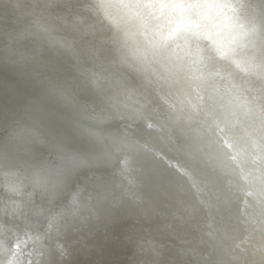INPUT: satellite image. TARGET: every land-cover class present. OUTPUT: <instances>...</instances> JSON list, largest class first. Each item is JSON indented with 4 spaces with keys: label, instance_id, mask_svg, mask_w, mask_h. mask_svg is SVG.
<instances>
[{
    "label": "bare ground",
    "instance_id": "1",
    "mask_svg": "<svg viewBox=\"0 0 264 264\" xmlns=\"http://www.w3.org/2000/svg\"><path fill=\"white\" fill-rule=\"evenodd\" d=\"M251 45L264 0H0V264L264 258Z\"/></svg>",
    "mask_w": 264,
    "mask_h": 264
},
{
    "label": "rangeland",
    "instance_id": "2",
    "mask_svg": "<svg viewBox=\"0 0 264 264\" xmlns=\"http://www.w3.org/2000/svg\"><path fill=\"white\" fill-rule=\"evenodd\" d=\"M243 21H245V25L248 24V21L250 20L248 16H245L242 18ZM247 22V23H246ZM250 22V21H249ZM252 35L251 34V39H252ZM252 45L248 48H246V50H243L242 52V57H243V60L244 62L246 63V67L247 69H249L250 71V79H251V82H252V87H254L255 89H257V86L259 89H262L264 90V50L261 51L260 50H254L252 49ZM257 52V53H256ZM244 55V56H243ZM255 67V68H254ZM261 76V77H260ZM254 78V79H253ZM256 79V80H255ZM256 83V84H255ZM263 87H262V86ZM256 86V87H255ZM141 90L143 88H140ZM144 90V89H143ZM143 92V91H142ZM140 93V92H139ZM264 98V96H263ZM264 118H262V120H259V122H257L255 125H254V129H257L255 134L253 133H250L249 132L247 133L248 134V138H251V141L253 144L257 145L258 143L261 144V146L264 148V133H259L258 129H264ZM263 122V123H262ZM259 123V124H258ZM259 141V142H258ZM258 146V145H257ZM262 148V149H263ZM195 177H201L200 175H198V173L196 174L195 173ZM206 183H209L210 185H213L215 186V184L207 181ZM216 187V186H215ZM172 196V195H171ZM167 197V198H162L158 201V203L156 202V204L158 205H154V208H153V213L151 214V217H154L157 214L158 216V219L160 217L161 221H162V224H163V213L167 214L168 213V202L170 201V197ZM159 206V210L157 211V208ZM157 218V217H156ZM156 218H152L151 220H147V221H153L155 220ZM143 220V219H142ZM143 222V221H142ZM165 222V221H164ZM139 223V220L135 221L134 222V226H131V228L133 230H135V235L137 234L138 236H140L141 239H143V237L140 235L139 233V229L140 227H135V224ZM164 226L166 225V222L165 224H163ZM136 228V229H135ZM145 229V228H144ZM146 229H148V227H146ZM145 229V230H146ZM119 240H122V238H119ZM146 239L150 242L148 244H145V251H147V253L145 254V256L148 257V255L151 253L148 252V249H150L151 251L156 248L158 245V242L156 241L157 239H154V238H148L146 237ZM119 240L117 241L119 243ZM116 242V243H117ZM147 243V242H146ZM165 243V242H164ZM128 244V243H127ZM163 246V245H161ZM127 249V248H126ZM164 248H162V252H164L163 250ZM140 250H136V249H133V247H130L129 249H127L126 251L123 252V255L121 257V261H120V264H136L137 262L141 263L144 261V257L140 254L139 252ZM244 252V251H243ZM235 253V252H234ZM245 252V256L248 257V258H254L256 259L258 262L260 261V264H264V258L259 254V257H255V255L257 254H251V253H247ZM148 254V255H147ZM250 255V256H249ZM252 255V257H251ZM182 259V260H181ZM254 263L256 264V260H254ZM180 262L178 264H183L182 261L185 263V264H188L185 262V259L184 258H180ZM252 261V260H251Z\"/></svg>",
    "mask_w": 264,
    "mask_h": 264
}]
</instances>
